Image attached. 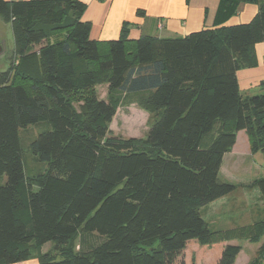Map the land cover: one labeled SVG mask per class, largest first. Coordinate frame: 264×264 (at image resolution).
<instances>
[{"label":"trees","instance_id":"16d2710c","mask_svg":"<svg viewBox=\"0 0 264 264\" xmlns=\"http://www.w3.org/2000/svg\"><path fill=\"white\" fill-rule=\"evenodd\" d=\"M242 2L257 4L256 15L226 26ZM85 9L81 0H0L14 42L0 71V264H174L191 239L259 242L264 220L220 232L200 210L236 188L218 178L238 131L264 154V81L243 95L236 75L264 42V0H218L213 27L183 37L132 39L124 23L105 42L90 38ZM133 101L158 112L146 138L110 135L117 107ZM40 122L47 128L29 147L46 167L27 175L19 129ZM252 185L264 200V176ZM82 231L106 240L76 250ZM240 250L226 244L214 264H234ZM248 264H264V241Z\"/></svg>","mask_w":264,"mask_h":264},{"label":"rangeland","instance_id":"374dc122","mask_svg":"<svg viewBox=\"0 0 264 264\" xmlns=\"http://www.w3.org/2000/svg\"><path fill=\"white\" fill-rule=\"evenodd\" d=\"M238 17V16H236ZM0 39H3V52L0 53V71L5 70L14 58V42L10 25L3 21L0 17ZM42 45L31 46L32 51H37ZM106 84L96 86V96L99 99L106 98ZM259 91L255 92L258 93ZM139 96H133L132 99L138 100ZM80 102H74V108L79 111ZM158 112L146 111L138 102L122 103L117 109L111 123L109 124L110 135L123 139L136 138L144 140L147 136L151 124L156 120ZM47 128L46 122H40L19 129V138L22 149L23 165L25 173L32 175L35 172H41L45 169L46 164L36 161L30 151V142L37 136L39 132ZM218 126H214L213 130L201 142L202 147H208L212 139L217 135ZM232 130V126H227L226 131ZM245 135V134H244ZM246 136V135H245ZM244 138L240 134L237 138L234 154L238 160H232V153H227L224 156L221 168L219 170V181L228 182L236 185V188L231 193L223 196L208 205L201 208V216L206 220L212 230L219 227H230V220L226 217H235L238 212H229L230 206L237 209V204L243 202V206H262L263 202L258 200L260 192L252 182L264 176V154L260 151L250 153L245 151ZM248 142V139H247ZM235 158V157H234ZM0 183L3 184L5 176L0 178ZM224 203V205H222ZM222 205V207H221ZM221 211L219 212V208ZM248 209V208H247ZM217 220L225 223L219 224ZM217 222V223H216ZM30 230V228H28ZM106 240L105 236L99 235L96 232H80L76 241V250L78 243L81 244L82 250H87L89 246H96ZM230 239L223 240L220 237H212L210 240L200 243L196 239H191L186 243L185 249L177 257L174 264H214L220 257L225 242ZM237 244L242 246L240 258L237 264H245L248 258L253 255L255 244L245 241H237ZM52 242H48L42 248V252H46L52 248ZM60 255L57 259H61Z\"/></svg>","mask_w":264,"mask_h":264},{"label":"crops","instance_id":"0c3cea01","mask_svg":"<svg viewBox=\"0 0 264 264\" xmlns=\"http://www.w3.org/2000/svg\"><path fill=\"white\" fill-rule=\"evenodd\" d=\"M81 1L86 4V9L82 15V20L89 22L91 25L89 36L92 40L100 42L117 39L120 35L121 27L124 23H127L129 30L128 35L132 39H136L140 36L176 38L183 37L191 32L198 31L201 29L212 28L213 19L218 3V0ZM257 10V4L242 2L238 7L237 13L232 16L225 23V25L229 26L241 23H248L256 15ZM0 43L3 44V42L1 41ZM254 60V66L242 67L236 73L239 89L241 94L243 95H251L257 91H260L259 84L261 81H264V42H258L255 44ZM239 134L241 138H244L245 140V151H250L249 143L247 142V136H245V132L243 130L238 131L235 145L233 146L231 151L228 152L232 153L233 161L238 160L237 155L234 154L233 151L235 150ZM257 199L263 202L262 206H259L257 204L254 206H246L248 208L247 209L242 205V201L237 204V209H235L233 206H230L231 210H229V212H238L235 217H226L227 220H230V224H233V226L223 228L219 227V229H216L214 231H230L244 225H250L259 220H264V200L261 199V194L259 197H257ZM222 205H224V203ZM221 207L218 210L219 212L221 211ZM217 222L219 224L225 223L224 220L222 222H220V220H217ZM237 241L250 242L245 239L235 238L225 242V244H237ZM263 241L264 235L259 242H250L252 244H255L256 246L253 255L247 259L245 264H248V262L254 257L257 248ZM241 251L242 246L239 254L235 259L234 264H237V260L238 258H240ZM14 264H38V260L34 256L28 260Z\"/></svg>","mask_w":264,"mask_h":264},{"label":"water","instance_id":"95a60500","mask_svg":"<svg viewBox=\"0 0 264 264\" xmlns=\"http://www.w3.org/2000/svg\"><path fill=\"white\" fill-rule=\"evenodd\" d=\"M2 52H3V44L0 43V53H2Z\"/></svg>","mask_w":264,"mask_h":264},{"label":"flooded vegetation","instance_id":"af4514ba","mask_svg":"<svg viewBox=\"0 0 264 264\" xmlns=\"http://www.w3.org/2000/svg\"><path fill=\"white\" fill-rule=\"evenodd\" d=\"M1 42H3L4 40L3 39H0ZM3 45H4V42H3Z\"/></svg>","mask_w":264,"mask_h":264}]
</instances>
